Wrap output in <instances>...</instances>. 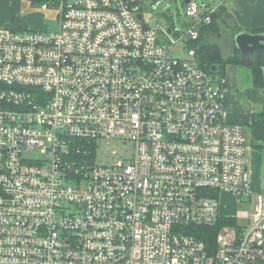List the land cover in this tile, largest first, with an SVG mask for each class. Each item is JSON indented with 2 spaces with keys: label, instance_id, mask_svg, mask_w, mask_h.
<instances>
[{
  "label": "built area",
  "instance_id": "1",
  "mask_svg": "<svg viewBox=\"0 0 264 264\" xmlns=\"http://www.w3.org/2000/svg\"><path fill=\"white\" fill-rule=\"evenodd\" d=\"M144 3L58 0L56 31L0 29V264H264L244 128L188 48L215 8L189 2L181 60ZM222 193L250 211L220 214Z\"/></svg>",
  "mask_w": 264,
  "mask_h": 264
},
{
  "label": "rangeland",
  "instance_id": "2",
  "mask_svg": "<svg viewBox=\"0 0 264 264\" xmlns=\"http://www.w3.org/2000/svg\"><path fill=\"white\" fill-rule=\"evenodd\" d=\"M226 0H191L192 4H196L202 12L208 7L216 8ZM144 10L142 12V23L149 27L159 26L157 34L165 33L171 30L167 36L168 42H176L173 47V55L177 59L184 60L187 58V44L180 39L181 35L186 33V24L192 19L186 16L188 5L184 0H145ZM59 16L57 14V4L47 5L44 3L34 4L28 0H0V29L17 28L28 29L39 32H53L58 28ZM227 21L217 24L216 32L213 33L211 40L217 47H221L225 52L229 44V38L233 32ZM219 45V46H218ZM248 77L247 71L243 70L241 79ZM249 78V77H248ZM245 137L247 139V152L252 153V159L249 162L248 175L250 185L253 191L260 192L264 187V143H258L259 149L250 146V130L245 129ZM113 144L104 147L102 150L107 154L113 148ZM31 161L44 159L41 149L29 152L25 155ZM250 157V158H251ZM254 158L256 159L254 161ZM101 161L107 162L104 155L100 157ZM220 214L224 216H239L250 211V206L239 201L234 196L222 193L220 194ZM240 223L245 221L240 220Z\"/></svg>",
  "mask_w": 264,
  "mask_h": 264
},
{
  "label": "crops",
  "instance_id": "3",
  "mask_svg": "<svg viewBox=\"0 0 264 264\" xmlns=\"http://www.w3.org/2000/svg\"><path fill=\"white\" fill-rule=\"evenodd\" d=\"M220 5L226 8L223 20L227 21V26L229 24L234 29L239 28L241 32L264 29V0H226ZM234 37L229 38L226 52L218 47L225 58L235 51ZM261 62L264 66V52L261 55ZM243 70L247 71L249 78L245 76L242 80ZM223 86V119L230 124L242 125L245 133V129L250 130L252 118L262 110L264 90L252 86L250 72L246 68L230 64L224 67ZM250 142L252 143V138ZM251 156H253L252 153H248L249 162L252 159Z\"/></svg>",
  "mask_w": 264,
  "mask_h": 264
},
{
  "label": "trees",
  "instance_id": "4",
  "mask_svg": "<svg viewBox=\"0 0 264 264\" xmlns=\"http://www.w3.org/2000/svg\"><path fill=\"white\" fill-rule=\"evenodd\" d=\"M28 1L34 4L44 3L47 5H54L58 3V0ZM225 13V6L220 5L216 7L215 12L211 15V23L208 25L202 24L199 26V38L196 42L188 44V48L195 50L199 67L207 73L211 74V76L216 78L219 82L223 81L224 67L230 64L237 67L246 68L250 72L252 86L254 88L264 90V66L261 62V55L264 50L252 53L247 56H242L235 48L233 54L225 58L222 56L219 48L211 40L213 33L216 32L217 24L224 22L223 16ZM246 32L252 34H260L264 33V29ZM239 33H241V30L239 28H235L231 36H236ZM213 67L216 68L215 71H212ZM249 129L251 131L252 138L251 146L255 149H259V146H257V144L264 143V102L261 112L252 118Z\"/></svg>",
  "mask_w": 264,
  "mask_h": 264
},
{
  "label": "water",
  "instance_id": "5",
  "mask_svg": "<svg viewBox=\"0 0 264 264\" xmlns=\"http://www.w3.org/2000/svg\"><path fill=\"white\" fill-rule=\"evenodd\" d=\"M191 0H184L186 5L189 4ZM142 11V10H140ZM139 20L142 19V15L139 14L137 17ZM170 33V30L167 31ZM234 44L236 49L242 56H247L255 52L264 50V33L252 34L248 32H241L234 37ZM216 68L213 67L212 71H215Z\"/></svg>",
  "mask_w": 264,
  "mask_h": 264
}]
</instances>
